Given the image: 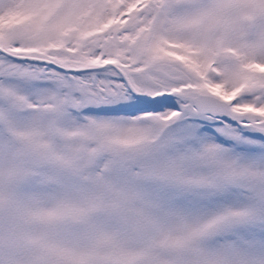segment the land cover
Masks as SVG:
<instances>
[{"label":"snow or ice","instance_id":"6c2138e0","mask_svg":"<svg viewBox=\"0 0 264 264\" xmlns=\"http://www.w3.org/2000/svg\"><path fill=\"white\" fill-rule=\"evenodd\" d=\"M0 264H264V0H0Z\"/></svg>","mask_w":264,"mask_h":264}]
</instances>
